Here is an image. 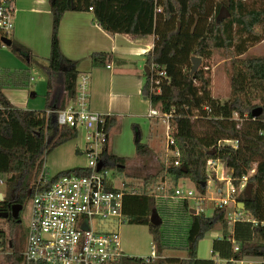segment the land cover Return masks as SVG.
I'll return each instance as SVG.
<instances>
[{
	"label": "trees",
	"instance_id": "16d2710c",
	"mask_svg": "<svg viewBox=\"0 0 264 264\" xmlns=\"http://www.w3.org/2000/svg\"><path fill=\"white\" fill-rule=\"evenodd\" d=\"M225 5L230 15L220 21L217 15ZM93 8L96 20L110 34L132 36L155 35V44L147 55V64L154 62L166 71L161 91L151 94L150 78L143 86V95L153 107L172 113L171 134L180 150V165L159 164L157 170L144 177L145 183L168 175L174 184L181 178L194 182L200 194H206L208 161L219 159L231 171L237 191V203L243 202L245 217L236 222L233 233L226 217V207L217 206L211 216L193 214L188 201L177 206L160 202L154 196L125 194L124 214L129 223L148 225L158 251L171 247L185 251L181 259L157 257L150 262L137 256L123 254L106 264H200L197 258L198 242L217 226L222 227L223 240L216 241L215 251L228 252L231 259L226 264H236L245 257H260L264 264V55L249 56L247 52L264 40V0H50L53 16L51 52L48 58L49 73L63 76L68 98L75 97L78 71L76 62L62 52L59 27L68 10ZM13 52L22 59H31L26 46L12 40ZM217 49L229 58L230 92L225 101L212 95L213 80L211 59ZM202 57V64L191 73L192 58ZM93 61L106 59L107 54L95 52ZM8 71V78L0 80V177L6 179L7 194L0 201V210L6 213L5 221L11 225L20 220L12 216L10 198L24 205L31 197L30 181L37 179L44 169L45 157L58 145L77 137L75 130L60 127L46 111L13 107L2 89L6 83L21 84L28 81L26 70ZM50 82V81H49ZM25 85V84H23ZM261 107L262 113L253 116L252 110ZM57 109V108H56ZM107 128L115 118L107 116ZM200 125L197 126V123ZM136 153L153 155L152 149L142 142L138 126L133 125ZM224 140L237 141V147L222 145ZM102 158L108 167L117 172L126 168V160L113 154L107 146ZM252 183V195L241 188L242 178ZM167 172V174H165ZM75 173L85 175L86 168H72L59 175ZM165 181V180H164ZM158 213L159 223L152 220ZM254 220L257 222L255 223ZM5 237L4 230H1ZM173 233L177 238H172ZM232 238L238 249H230ZM219 244L221 247L219 248ZM223 251V252H222ZM227 254V255H228ZM12 264H20L18 253L6 256ZM43 264V263H38Z\"/></svg>",
	"mask_w": 264,
	"mask_h": 264
},
{
	"label": "crops",
	"instance_id": "0c3cea01",
	"mask_svg": "<svg viewBox=\"0 0 264 264\" xmlns=\"http://www.w3.org/2000/svg\"><path fill=\"white\" fill-rule=\"evenodd\" d=\"M13 5L14 29L10 38L29 48L32 52V58L27 60L23 59L27 64L13 67L15 69L26 70L29 77L28 81L22 82L19 85L12 82L6 83L2 89L4 95L13 107L20 109L43 111L65 107L70 99L64 89L63 76L59 73L51 74L48 70L53 25L50 0H13ZM155 38L154 34L144 36H132L120 33L110 34L98 23L93 10L89 9L66 11L59 27L60 47L63 54L68 59L76 62L78 76L87 75L89 77L90 108L115 118V124L110 129V140L108 144L111 152L123 157L126 160V165L128 164L129 158H137L133 125L138 126L141 131L142 142L152 149L153 155L141 159L136 165L131 163L134 160L129 161L131 168L136 166L142 170L141 177L152 174L157 170L155 166H148V161L145 159H151V161L155 162L162 158L163 160L161 161L164 164H166L167 160L166 141L164 150H158L163 136L162 128H166V126L159 117L149 116L150 109L155 108L160 110V108L153 107L150 99L145 97L142 92L148 75L146 66L149 67V71L151 72V66L147 64V55L154 47ZM1 51L0 56L2 55ZM95 52L106 53L107 58L94 62L92 55ZM13 54L20 59L17 54L14 52ZM33 60L36 62L43 61L45 63L42 67L48 74V80L46 82L35 83L30 88H27L31 85V82H36V77L33 76L30 68ZM6 69L11 68L7 67ZM212 95L216 97L213 91ZM51 117L56 121L55 115ZM72 140H74L73 146H67L66 143ZM72 140L58 145L48 154L44 163L46 173L56 174L64 170L84 168L86 166L87 158L84 154V137L77 135ZM223 166L224 163L218 160L216 166L214 165L212 168L215 176L208 180L207 191L204 194L205 202H213L214 207L211 214H206L207 216L213 214L215 208L218 206L219 199V194L217 192L209 193V188L213 183L226 181L231 177V175L226 174ZM180 180L187 181L189 179L181 178L175 186H179L178 183ZM111 181L112 188L124 190L126 194L154 196L157 206L162 208L155 192H158V187L163 182L150 185V190L148 189L149 187H145L143 192H136L134 189H138L139 186L134 187V183L131 181L128 183L125 182L121 187L115 186L113 180ZM145 184L143 183V185ZM130 188L134 189L130 190ZM0 192L7 194V191ZM230 203L233 206H226L228 210L227 215L236 210L235 202L230 201ZM242 212L244 213V211ZM236 222L230 223L229 230L232 233ZM120 234L121 247L125 255L141 258L152 255L153 259L157 257L181 259L186 256L185 251L176 248V243L173 244V241L170 243L172 245L171 247L158 251L148 225L129 223L127 221L122 225ZM133 237L138 238L142 242V245L134 246L132 242ZM172 238H177L175 233H173ZM223 238L222 227L217 226L198 242L197 258L200 260V264H226L231 259L228 252L222 251L225 253L222 255L219 250L215 251V242L223 240ZM13 240L15 242V252L21 253L26 246V238L22 240L13 238ZM236 245V239L232 238L230 245L232 252ZM220 247L221 245L219 244ZM248 258H253V256L246 257L245 260ZM256 258H259L260 261L252 259L251 261H259L262 264V258ZM0 264H12V262L2 261Z\"/></svg>",
	"mask_w": 264,
	"mask_h": 264
},
{
	"label": "built area",
	"instance_id": "2783aa9c",
	"mask_svg": "<svg viewBox=\"0 0 264 264\" xmlns=\"http://www.w3.org/2000/svg\"><path fill=\"white\" fill-rule=\"evenodd\" d=\"M89 10L93 8L90 7ZM13 17V0H0V48L8 46L3 38L11 37ZM8 74L0 68V80L7 79ZM150 75L151 94L160 92L161 82L166 76L165 69L153 62ZM89 85L87 75L78 76L75 97L65 107L46 111L47 116L55 115L60 127L75 130L79 136L84 137V154L87 158L84 168L88 169V173L59 175L43 170L37 179L30 181L31 215L26 246L18 253L21 264H106L123 255L120 229L127 222L124 214L126 192L111 187L110 170L102 158L110 140L106 123L108 115L90 108ZM0 109H3L1 102ZM149 116L159 117L166 126L165 166H179L180 150L171 134L172 113L152 108ZM220 144L237 147V141L224 140ZM218 160L208 161V172L210 167L216 166ZM100 162L103 163L101 168ZM255 169L256 166L252 167L248 175L242 178L241 188L245 187L248 177ZM226 181L225 189L218 190L219 195L223 194L218 199V206L226 207L230 201L235 202L236 210L226 214L230 224L246 217L236 205L238 191L232 178ZM4 184L6 179L0 177V185ZM155 195L170 206L175 207L188 201L190 208L195 209L197 214L205 212V195L197 190L181 186L171 189L169 182L165 180ZM5 196V193L0 192V201ZM5 216L6 213L0 210V220H4ZM254 222L257 223L255 220ZM1 230L4 229L0 225V253L3 261H8L6 256L15 252V242L5 231V237H2ZM237 249L235 246V250ZM245 258L238 262L244 264ZM144 260L150 262L153 256Z\"/></svg>",
	"mask_w": 264,
	"mask_h": 264
},
{
	"label": "rangeland",
	"instance_id": "374dc122",
	"mask_svg": "<svg viewBox=\"0 0 264 264\" xmlns=\"http://www.w3.org/2000/svg\"><path fill=\"white\" fill-rule=\"evenodd\" d=\"M222 1V0H220ZM229 2L231 4H233L235 2V0H229ZM0 50H2V55L0 56V68L6 72L9 71H15V70H21V69H15L13 67H19L22 64H27V62H24L23 59L20 57V59H18L14 54H13V48L12 46H7L6 48H3ZM247 55L249 56H263L264 55V40L253 46V48L251 49V51H249L247 53ZM22 60V61H21ZM229 63L230 60L229 58H226V54L220 50L217 49L214 53L213 58L211 59V75H212V80H213V86H212V91L215 93V96L219 98L220 101H225L228 98L229 92H230V73H229ZM45 63L43 61H32L30 64V68H31V73L33 74L34 77H36V82H31L30 86H28L27 88H30L33 84L35 83H39V82H46L48 80V74L45 72V70L43 69L42 65H44ZM7 67H10L11 69H6ZM6 80V79H4ZM32 89V88H31ZM11 90V88H10ZM33 91V90H32ZM165 125V124H164ZM200 125V123H197V126ZM199 127V126H198ZM162 141L160 142V146L158 148L161 150H164V146H165V141H166V128L163 127L162 128ZM74 144V140L69 141L68 143H66V145H70L71 147ZM48 156V155H47ZM47 156L45 157V160L47 158ZM147 156H139L137 155L136 159H130L128 160V164L126 165L125 169H122L120 172L116 171V168L112 165L108 166V169L110 170V174H109V178L111 180H113L115 186L121 187L125 182H133L134 183V187H138V189H134V191L136 192H143V189H145V187H149L148 189L150 190V185L154 184V183H160L163 182L164 180H167L171 186V189L174 188L175 184L174 181L172 180V178L168 175L164 176V180L161 175L155 182L154 181H148L146 182V186L143 185V183H145L144 181V176L141 177L142 175V170L137 168L136 166H133V168L130 167V162L134 160L133 164H137L141 161V159L146 158ZM148 161L147 165L148 166H155V168H158V166H160L161 164H164L161 160H163L162 158L153 162L151 161V159H145ZM167 162V161H166ZM223 162V161H222ZM224 163V162H223ZM160 164V165H159ZM256 166V163L253 164V167ZM223 168H225V172L228 175H231V171L230 169L226 166V164L224 163ZM143 172H145L143 170ZM210 174V179L213 178V176H215L212 168L210 167V170L208 172ZM55 174V173H53ZM7 184V183H6ZM140 184H142L140 186ZM179 186H181L182 188H190V189H196V186L194 184L193 181H191L190 179L187 181H183L180 180L178 183ZM226 186V181H220L218 183H213L211 185V187L209 188V193H215L218 192L219 189H225ZM142 187V188H141ZM132 188H130V190H133ZM243 189V188H240ZM0 191L6 192L7 191V185H0ZM223 194L219 195V197H221ZM205 204H203V208L205 209L204 214L208 215L209 213L211 214L214 204L213 202H204ZM172 204V203H170ZM31 200L30 197L27 198L25 204L22 207V210L20 211V221L18 223H15L14 225H11L8 221H4V220H0V225L2 226V228L4 229V231L6 232V234L10 237L13 238H18L20 240L26 238L27 236V232H28V224H29V220H30V215H31ZM216 206V205H215ZM233 204L230 203L227 205V207H232ZM227 209V208H226ZM230 210H232L231 208H228ZM228 211V210H227ZM132 242L134 243V246H141L142 242L136 238L133 237L132 238ZM252 260H259V258L253 257V258H248L247 260L244 261V264H260L259 261H251ZM3 261L2 259V254L0 253V263ZM236 264H240L239 262H237Z\"/></svg>",
	"mask_w": 264,
	"mask_h": 264
},
{
	"label": "water",
	"instance_id": "95a60500",
	"mask_svg": "<svg viewBox=\"0 0 264 264\" xmlns=\"http://www.w3.org/2000/svg\"><path fill=\"white\" fill-rule=\"evenodd\" d=\"M229 15H230V10L225 5H223L220 8V11H219V13L217 15V20L220 21L222 19H225ZM3 40L7 43L8 46H10L12 44V39L11 38L4 37ZM201 64H202V57H200V56L193 57L192 58V68H191V71L190 72L191 73H194L195 71H197ZM146 71H147L148 74L150 73L148 66H146ZM262 110L263 109L261 107H257V108H254L251 113H252L253 116L256 117V116H259L262 113ZM102 165H103V163L100 162L99 168H101ZM252 186H253L252 183H248L246 185L245 190H244V193L247 196H251L252 195ZM237 205L241 209L244 208V203L243 202H239V203H237ZM22 207H23L22 204H14V205H12V207H11L12 208V216L14 218L19 219V214H20V211H21ZM191 212L193 214H195L196 213V210L195 209H191ZM158 217H159L158 216V213H156V212H153L152 213V220H154L156 223H159L160 222V220H159Z\"/></svg>",
	"mask_w": 264,
	"mask_h": 264
},
{
	"label": "flooded vegetation",
	"instance_id": "af4514ba",
	"mask_svg": "<svg viewBox=\"0 0 264 264\" xmlns=\"http://www.w3.org/2000/svg\"><path fill=\"white\" fill-rule=\"evenodd\" d=\"M10 202H11V203H10L9 205H10V210H11V213H12V208H11L12 205H14V204H20V203L17 202V196H16V194H15V195L13 194V195L11 196V198H10Z\"/></svg>",
	"mask_w": 264,
	"mask_h": 264
}]
</instances>
